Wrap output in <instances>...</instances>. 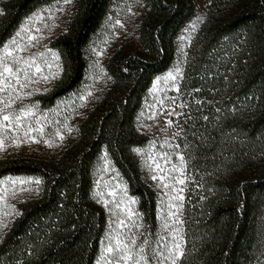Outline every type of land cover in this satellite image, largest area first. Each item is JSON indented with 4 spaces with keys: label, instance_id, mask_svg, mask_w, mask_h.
Here are the masks:
<instances>
[{
    "label": "trees",
    "instance_id": "obj_1",
    "mask_svg": "<svg viewBox=\"0 0 264 264\" xmlns=\"http://www.w3.org/2000/svg\"><path fill=\"white\" fill-rule=\"evenodd\" d=\"M56 1L2 0L0 46L26 17ZM75 2L65 31L51 43L61 74L47 93L35 96L43 109L81 86L86 49L114 0ZM142 3L137 42L121 45L110 56L105 67L109 84L79 123L76 137L53 158H0V180L41 181L39 196L17 204L18 215L0 239V255L35 217L63 202L92 222L79 264H94L106 227L104 209L91 194L94 167L103 153L138 199L143 222L156 231L157 194L134 151L149 138L135 121L154 78L171 67L177 36L194 16L195 5L192 0ZM181 89L192 90L200 101L185 152L194 177L184 201L183 264H264V0H212L189 48ZM82 234L80 228L53 234L27 264H51Z\"/></svg>",
    "mask_w": 264,
    "mask_h": 264
},
{
    "label": "rangeland",
    "instance_id": "obj_2",
    "mask_svg": "<svg viewBox=\"0 0 264 264\" xmlns=\"http://www.w3.org/2000/svg\"><path fill=\"white\" fill-rule=\"evenodd\" d=\"M2 0H0L1 2ZM195 5V14L187 22V24L182 28L179 35L176 39L175 44V57L171 67L162 75H159L154 78L151 87L149 88L146 97L144 98L142 108L138 113L135 121V126L137 130L149 138L148 143L141 148V150H147L151 141H156V148L152 149L153 152L157 151H171V149H160V143L164 139H168L169 142L173 145L179 144L180 148L178 151L183 152L186 158V149L184 147L185 141L188 139V133L193 129V122L189 120L185 122L187 116L169 117L167 115L160 114L162 111V106L158 103L159 99H165V105L163 106V111L166 112L173 107L170 104V100L167 98L176 97V104H186L187 107L179 108L176 107V112H184L190 115L192 118L195 117L194 106H198L197 98L192 94V90L188 92L181 89L182 79L178 80L180 87V92L177 93L172 85L173 82L169 81L165 84L161 81L160 85L157 86L156 91L153 92V86L158 78L166 76L168 72L173 71L175 68L180 67L183 72H185V67L187 63V55L189 48L192 44L193 39L197 35L201 26L205 22L208 11L211 6L212 0H192ZM75 0H72L71 3H65L64 0H59L53 2L49 5L43 6L28 17H26L23 22L20 24L18 29L14 32L12 37L8 40L10 41L15 37V34L25 26L27 22L30 21V18L34 17L36 14L43 16V21H36L34 23H29L28 26L32 30L33 35L42 37L39 43L31 49L33 52L45 51L50 49L53 52H56L52 47V41L61 33H63L75 11ZM143 3L142 0H114L110 12L101 27L98 34L92 40L91 44L88 46L85 52L87 69L85 73L84 80L81 86L73 93L61 98L53 106L43 109L35 101V96L38 94L47 93L54 83L58 80L61 74V63L59 61H54L52 57L48 56V62L53 64L51 69L52 73L57 72L55 65L58 63L60 66L59 75L55 79H50L49 82H41L39 84H33L29 91H32L34 94L24 101L25 104L35 103L38 105L39 113H43L48 117V122L45 127V135L41 137L38 133H31L32 136H35L36 139L41 140V143L34 142H22L20 147L17 148L14 144H10L7 147L6 151H0V158L7 157H44V158H53L60 154L62 149L68 145L77 135L78 125L88 113L90 108L100 99L104 91L106 90L109 84V78L106 74L105 67L110 56L113 52L118 49L121 45L125 43H136L138 39V25L140 22V17L143 13ZM48 11H45V10ZM119 22V23H117ZM122 25V26H121ZM39 28V32H35V29ZM7 41V42H8ZM6 42V43H7ZM57 53V52H56ZM58 54V53H57ZM49 70L44 69V74H48ZM91 93L89 96L88 93ZM84 97L81 100V97ZM156 113V117L150 118L153 114ZM172 119L174 125L172 128L167 129V131H162V129L167 128L166 121ZM42 123H44L42 121ZM179 125V127H177ZM183 129L182 135L175 139L172 138L171 133L176 131H181ZM59 130L60 134L63 136V140L59 136H56V131ZM183 133H187V136H184ZM16 133H13L15 135ZM23 140V132L19 133ZM44 141H51L53 146L49 147ZM136 156L141 165L142 174L145 181L155 190L157 194V206H156V218H157V229L160 223L159 216V202L162 195V190L154 186L155 182L150 179V175L147 169L144 167V161L141 155H138L135 152ZM105 156L107 162L110 166V170L105 172L103 168L105 166ZM175 161V157H174ZM122 178L116 168L112 165L109 157L106 153H103L95 167L93 173V188H92V197L97 202L96 192L103 191L105 193V199L111 200L112 197L108 196V191L112 190V187L119 182L117 177ZM187 175L194 177V173L189 166V171ZM5 177L0 181H6ZM16 178H29V177H11ZM36 179V178H33ZM192 180V179H191ZM123 183L125 181L122 179ZM99 182V183H98ZM191 182V181H189ZM189 182L188 187L189 188ZM3 187V185H0ZM17 187H22L17 185ZM31 187L35 188V185ZM184 196H186V191ZM40 194V185L38 191L32 193H22L17 199H9L8 203L14 205L15 212L12 216L8 217L10 223L18 215L17 204L23 200L34 198ZM127 195L132 197L127 189ZM98 203V202H97ZM105 212L106 216V227L105 232L100 241V249L97 259L94 264H97V261L100 257V252L102 250V241L108 230L109 222L112 217L109 214L108 208L104 207L103 204L98 203ZM137 209V204L133 205ZM5 209L3 205L0 204V212H3ZM138 210V209H137ZM83 211L76 208H68L64 205L63 202H59L52 210H49L41 215L35 217L30 224L26 227L23 234L3 253L0 255V264H27L30 260L34 259L39 251L47 244L49 239L53 234H62L69 231H72L76 228H80L83 232L82 238L78 237L76 240L70 242L68 246L64 249L63 255L60 258L54 260L51 264H67L71 261V264H79L81 258V251L83 248V241L86 240L89 235L92 227V222L88 218H83ZM144 223V222H143ZM145 224V223H144ZM147 230L150 231L147 224H145ZM8 227L0 229V239L4 233L8 230ZM78 233V230H77Z\"/></svg>",
    "mask_w": 264,
    "mask_h": 264
},
{
    "label": "snow or ice",
    "instance_id": "obj_3",
    "mask_svg": "<svg viewBox=\"0 0 264 264\" xmlns=\"http://www.w3.org/2000/svg\"><path fill=\"white\" fill-rule=\"evenodd\" d=\"M65 3H71L72 0H64ZM45 11H48L47 9ZM44 17L36 14L30 18L7 43L0 46V151H6L10 144L19 148L22 142L41 143L31 133L36 132L41 137L45 135V127L48 117L39 113L38 105L35 103L25 104L24 101L34 93L29 91L33 84L49 82L59 75L60 66L57 63L55 67L57 72L52 73L53 64L48 62L50 55L54 61H59L60 57L56 52L46 49L45 51L33 52L32 48L39 43L42 37L32 34L29 23L43 21ZM119 23V22H117ZM122 26V25H121ZM40 29H35L39 32ZM49 73L44 74V69ZM183 78V72L180 67L168 72L166 76L158 78L153 86V92L156 91L161 81L167 84L173 82V89L179 93L180 87L178 80ZM199 92L200 89H194ZM90 96L91 93L89 92ZM84 97H81L83 100ZM173 105L170 110L164 112L163 106L165 99H159L158 103L162 106L160 114L169 117L187 116L186 123L191 120L194 124V118L184 112H176L175 108H185L186 104H176V97L167 98ZM200 103V101H197ZM219 111V109H217ZM156 113L150 118H155ZM208 120L207 116L203 117ZM42 121L44 123H42ZM167 131L174 125V121H166ZM179 127V125H177ZM20 132H23V140ZM181 131L172 132L173 139L182 135ZM13 133H16L13 135ZM187 136V133H183ZM196 135L195 132L192 133ZM63 140L59 130L55 133ZM203 142V133L200 134ZM49 147L53 144L51 141H44ZM190 142L185 141L184 147L188 148ZM156 141H151L147 150L134 149L141 155L144 161V167L147 169L150 179L155 182L154 186L162 190L160 202L158 205L160 221L158 230L150 232L143 223L144 215L133 205L138 203V199L127 195V185L123 183L122 178L117 174V182L107 195L111 200L105 199L103 191H97V202L108 208L112 217L108 225V230L101 242L103 247L97 264H183L185 258L184 248V192L191 181V176L186 173L189 171V161L185 159L183 152L178 151L179 144H171L166 138L160 143V149H171V151H157ZM189 159L191 153L188 154ZM175 157V161H174ZM105 166L103 171L110 170V166L105 156ZM99 183V182H98ZM41 184L39 179L29 178H7L6 181H0V204L5 209L0 212V229L9 226L8 217L15 212L14 205L8 203L9 199H17L22 193H32L38 191ZM21 185L22 187H17ZM35 185L36 187H31Z\"/></svg>",
    "mask_w": 264,
    "mask_h": 264
}]
</instances>
